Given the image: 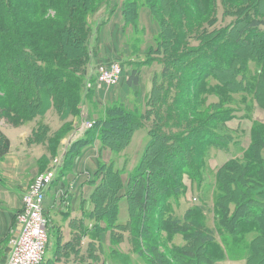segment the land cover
<instances>
[{"label":"trees","instance_id":"16d2710c","mask_svg":"<svg viewBox=\"0 0 264 264\" xmlns=\"http://www.w3.org/2000/svg\"><path fill=\"white\" fill-rule=\"evenodd\" d=\"M107 1L0 0V117L9 115L13 125H21L50 108L66 117L80 114L90 94L84 93L96 54L93 41L105 23L93 24L90 17ZM219 5L225 17L242 16L228 31L217 26ZM143 7L161 27L157 50L150 48L148 56L162 64L149 109L143 114L111 105L105 117L68 147L63 159L80 155L96 138L101 151L117 155L139 129L152 123L144 150L129 172L131 227L144 237L149 264H174L168 253L179 264H220L226 259L264 264V123L254 122L247 147L227 124L244 107L251 110L256 103L264 109V0H126V22H136ZM252 8L258 10L253 16ZM196 40L200 44L193 47ZM139 76L135 68L129 85L138 84ZM91 80L95 83L96 76ZM199 106L204 111L195 124L187 114L195 116ZM56 139L49 141L53 155ZM214 148H242V156L236 154L214 173L211 225L206 205L207 185L212 184L209 167L199 162ZM154 149L165 162L151 163ZM124 170L112 157L100 160L96 175L101 179L94 194L98 215L112 228H128V223H116L115 210L106 212L110 206L118 208L113 203L123 186ZM184 173L202 196L181 215L174 205L185 195ZM246 207L249 213H241ZM253 229L259 231L253 240L242 237ZM159 231L166 235L161 237ZM178 234L184 239L181 246L172 244Z\"/></svg>","mask_w":264,"mask_h":264},{"label":"crops","instance_id":"0c3cea01","mask_svg":"<svg viewBox=\"0 0 264 264\" xmlns=\"http://www.w3.org/2000/svg\"><path fill=\"white\" fill-rule=\"evenodd\" d=\"M125 1L108 0L91 19L92 23L99 20H105V23L93 41L92 46L95 47L96 54L90 63V67L94 64L95 66L110 65L118 62L126 70V75L114 89L98 87L99 89L92 90L93 99L99 105L115 102L124 105L130 111L138 110L144 114L149 109L148 100L155 88V77L162 74V64L157 57L148 58L150 48L157 50L155 39L159 35L161 27L147 7L141 8L140 16L136 22H126L123 15ZM147 35L152 36L153 41L146 42L142 46V39ZM100 40L105 44L111 41L115 44L118 42L120 45H126L125 55L122 54L123 57L119 60L98 59L101 49L97 50L96 47ZM134 40H136L137 48L132 46ZM115 54V56H120L118 50L115 51ZM135 68L139 69L140 81L138 84L129 85L128 78ZM91 77H95V73L89 76V79ZM90 103L87 98L82 106V111L87 114V120L95 122L99 118L97 119V113L91 109ZM258 110L263 111L260 113L264 114V109L255 103L254 108L251 109L249 133L255 121L264 123V120L255 118ZM246 117V110L241 109L237 116L229 122L242 121ZM20 127L26 126L2 128L0 124V134L5 138L4 144L7 150L3 159L0 157V264H8L9 262L12 252L11 238L17 230L16 217L22 209V195L33 179L49 168L52 157H54L49 152V142L47 145L46 143L29 144L26 136L28 133ZM232 130L238 134V131H242L243 128L237 126ZM142 131L144 134L140 133ZM18 134L27 140L29 145L19 144ZM147 140L146 126L134 134L127 148L117 155L111 153L116 160V167L125 170L121 176L123 186L117 195L118 199L113 203H117L118 208L113 209L110 206L106 212L115 210L116 223L118 225L128 223V228H112L106 219L98 215V202L94 194L101 179L96 178V175L100 167V160L106 161L104 154L109 150L101 151V141L96 138L92 144L82 150L80 155L66 157V161H64V153L67 152L69 145H65L64 149V144H62L63 153L61 156L64 166L60 168L58 178L54 182L45 203L49 244L43 264H141L145 261L144 258L149 253L144 237L137 236L131 227L129 172L137 163ZM220 150L227 152L223 149L214 148L211 154ZM118 158L120 162H118ZM229 160L227 159V161ZM224 164L214 168L215 172ZM207 176L209 182L212 183L209 172H207ZM183 183L186 188L185 195L180 200V205H174L176 213L181 214L182 211L181 215L190 207L189 202L184 200L188 198V193L194 197V193L197 192L194 190L192 179L186 173L183 175ZM159 235L163 237L166 232L159 231ZM172 244L183 245L182 234L175 235ZM227 260L231 261V259H226L220 264ZM243 261L246 264L245 260L240 259L236 264H244Z\"/></svg>","mask_w":264,"mask_h":264},{"label":"rangeland","instance_id":"374dc122","mask_svg":"<svg viewBox=\"0 0 264 264\" xmlns=\"http://www.w3.org/2000/svg\"><path fill=\"white\" fill-rule=\"evenodd\" d=\"M249 1V0H248ZM251 3H254V2H251ZM104 4H102L99 9L90 17V19H92V17L98 13V11H100V9L102 8ZM251 16H253V14L255 12H257L258 10L257 9H254L252 8L251 10ZM223 8H222V5H219V9H218V17H219V21L217 23V26L218 28L220 27H224L223 29H225L224 31H228L230 29V25L235 22L238 17H242V16H238V17H234V16H224L223 15ZM236 16V15H235ZM264 17V16H263ZM241 19V18H240ZM100 21V20H99ZM99 21H97L96 23H98ZM96 23H93V24H96ZM158 28V27H157ZM152 36L150 35H147L145 36V38L142 39V43L144 46V44L147 42V43H150L151 41H153V39L151 38ZM197 41V40H196ZM196 41H192L191 44L194 45L193 47H198V45L200 44V42H196ZM132 46H135L137 48V44H136V40L132 41ZM123 45V46H122ZM120 45L118 42L115 44V42H108L107 44L103 43L102 40L99 41L96 49L97 50H100L101 52L99 53L100 54V57L98 59H112V60H119V58L123 57L122 54L126 53V45L122 44ZM181 49L184 48V46H180ZM118 50L119 53H120V56H115V51ZM248 48L246 49V52H247ZM125 55V54H124ZM102 65V64H101ZM227 66H230L228 63H226ZM110 66H112V70L111 72H115L116 73V76H117V83L116 85H110V86H106V84L102 85H96V87H94V89H92L93 91H95L98 87H108V88H115L119 85L121 79L126 75V70L124 68L123 65H121L120 63L118 62H114L112 64H110ZM90 67V66H89ZM99 65L94 66L92 65L89 69H88V76H91L93 73H97L98 72V68ZM92 78V77H91ZM91 78L87 81V82H91ZM98 88V89H99ZM85 95H87L88 92H90L89 96L85 98V100L88 98V102H91L90 103V107L91 109L97 113L96 114V117L97 119L99 118H102V117H105L106 116V112H107V109L108 107H110L111 105H114L115 102L113 103H107L105 105H99L97 104L96 101H94L93 99V93L90 89H87L85 87ZM241 102H245L244 100H241ZM84 104H85V101H84ZM83 104V105H84ZM186 109H190L191 106L188 108L185 107ZM246 112H247V117L245 120H242V121H234V122H229L228 123V126L229 127H232V128H236L237 126L243 128L242 131H238V135L241 136V146L244 147V146H247L249 141H250V133H249V130H250V114H251V110L248 108V107H244ZM204 111V108H202V106H199L197 107V113H195L193 115H190V114H187V118H190V119H195L194 123L196 124L198 122V119L200 118V113ZM215 110H212V112H214ZM218 111H222V108ZM189 112V111H188ZM260 112H263L261 110H258L257 113L255 114V118L256 119H260V120H264V114H261ZM87 114L84 113L82 110L80 112L79 115L77 114H73V113H70L67 117L66 116H63L62 114L59 113L58 110L54 109V108H50L44 115L42 116H38L36 117L35 119H32V120H26L24 121L23 124L21 125H13L12 122H10L7 118H9V115H6V116H2L0 117V124H1V127H7V126H26V127H20L22 129H24V131H26V133H28L26 136H27V140H28V143L29 144H36V145H39V144H44L47 143L52 139V138H55L57 137V139L54 141L55 145H52V148L53 150L55 151L56 150V154L53 155L54 157H52V162H51V165L49 166V168L44 172H41L40 174H38L34 179L33 181H35V179L45 173V172H49L51 169H52V166H55V162L59 160V158H62L61 154L63 153L62 151V144H64V149L65 147L67 146V143H69V141H71L72 139H76V130L78 129V127L82 126V124L85 122L86 120V116ZM205 116V121H209V118H208V114H203ZM208 118V119H207ZM250 120V121H249ZM68 122V125L66 126V128L64 129V124ZM238 123V124H235V123ZM147 128H152V123H147ZM231 128V129H232ZM48 129V132L46 133V130ZM74 131V133H72ZM144 131H146V129H144ZM144 131L140 132L141 134H144ZM72 133V134H71ZM29 136V137H28ZM49 139V140H48ZM5 138L0 134V157L3 159V157L6 155L7 153V150L5 148ZM27 140L23 139L21 136H19L18 134V143H22V144H27ZM52 141V140H51ZM58 142V145L56 146ZM66 145V146H65ZM56 146V147H55ZM191 151H192V154L195 155V151L192 150V146H189ZM48 149H49V152L52 153L53 151L49 148L48 146ZM232 150H234V147L232 146ZM155 149L153 152L154 156L151 157V163L152 164H155L156 162H165L163 156H162V153L161 152H158L157 154L155 153ZM242 151V148H237L235 152H224V151H218V152H215V153H212L211 155H209L208 157H204L202 159V161L199 162V165H202V168H204V166L206 165V163L208 164L209 162V175L211 177V181H212V184H208L207 186H209L210 188V191L208 193L209 197L207 198V202H206V205H207V214H208V222L211 223V225L213 224V210H212V207H213V201H212V193H211V189L214 188L215 186V176H213V173L216 171L214 170V168L224 164L227 159H231L233 156H235L236 154L239 155L240 152ZM106 157L104 158L106 161H109L113 155L110 153V152H105ZM195 159V158H194ZM118 162H120L119 158H118ZM64 165L62 164L61 167H63ZM60 167V168H61ZM60 168H59V171H60ZM33 181L31 182V184L33 183ZM30 184V185H31ZM201 196H202V192H195L194 193V200L196 198V201H194L195 203H193L190 199H192L191 197V194L188 193V197L189 198H185L184 200L188 201L189 202V205L191 204H196V203H200V199H201ZM46 203V202H45ZM45 212V211H44ZM241 213H249V207H246L243 211H241ZM181 214H182V211H181ZM45 216L47 218V214L45 212ZM47 221H48V218H47ZM262 224V230H263V234H264V223H261ZM251 230V231H248L247 233L243 234L242 237L244 238H247V240H253L255 235L259 234V231L258 230ZM17 231V230H16ZM16 233V232H15ZM14 233V234H15ZM13 234V236H14ZM12 236V237H13ZM181 237V236H180ZM182 239V237H181ZM263 242V240L261 239L260 241L257 242L258 246L261 247V243ZM263 245V244H262ZM242 247H243V243H242ZM229 248H231L229 246ZM48 249V247H47ZM166 250V249H165ZM169 251V250H168ZM168 253V252H167ZM258 253V251H257ZM46 255V254H45ZM168 255L170 256V260L172 263L174 264H179L177 260H175L173 258V255L172 254H169ZM258 256H259V253H258ZM45 258V257H44ZM149 258H151V255L150 254H146V257L144 258L145 261L141 264H149ZM260 259L262 258H259V259H254L253 261L254 262H257L259 261ZM239 260V259H238ZM238 260H231V261H226L224 262L223 264H236L238 262ZM44 262V260H43ZM244 262V261H243ZM43 264V263H42ZM245 264V262H244Z\"/></svg>","mask_w":264,"mask_h":264},{"label":"built area","instance_id":"2783aa9c","mask_svg":"<svg viewBox=\"0 0 264 264\" xmlns=\"http://www.w3.org/2000/svg\"><path fill=\"white\" fill-rule=\"evenodd\" d=\"M95 83H86L87 89L96 85H116L118 79L112 66L99 65ZM94 122L85 120L76 130V139L93 128ZM75 140V139H74ZM62 158L55 162L49 172L39 175L22 195V209L17 214V231L11 238L12 252L8 264H42L49 244L48 221L45 216V202L59 175ZM189 198V197H188ZM192 202L194 197L190 199Z\"/></svg>","mask_w":264,"mask_h":264},{"label":"water","instance_id":"95a60500","mask_svg":"<svg viewBox=\"0 0 264 264\" xmlns=\"http://www.w3.org/2000/svg\"><path fill=\"white\" fill-rule=\"evenodd\" d=\"M72 141H69V143H71Z\"/></svg>","mask_w":264,"mask_h":264}]
</instances>
